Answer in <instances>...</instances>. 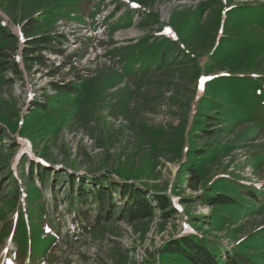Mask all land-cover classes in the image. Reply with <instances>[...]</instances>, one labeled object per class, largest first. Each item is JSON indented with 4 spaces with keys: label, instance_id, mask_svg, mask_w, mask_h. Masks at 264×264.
I'll list each match as a JSON object with an SVG mask.
<instances>
[{
    "label": "rangeland",
    "instance_id": "1",
    "mask_svg": "<svg viewBox=\"0 0 264 264\" xmlns=\"http://www.w3.org/2000/svg\"><path fill=\"white\" fill-rule=\"evenodd\" d=\"M44 35L50 50L25 53ZM2 63L0 264L52 228L40 208L58 224L44 264H188L163 253L194 234L264 264V0H0ZM71 177L176 213L120 221L115 195L112 218L76 235ZM208 191L236 205H205Z\"/></svg>",
    "mask_w": 264,
    "mask_h": 264
},
{
    "label": "trees",
    "instance_id": "2",
    "mask_svg": "<svg viewBox=\"0 0 264 264\" xmlns=\"http://www.w3.org/2000/svg\"><path fill=\"white\" fill-rule=\"evenodd\" d=\"M26 41L29 45V48H26L28 49L26 50L27 52H25L27 54L28 52L39 53L40 50L42 51L45 49L50 50L53 45V40L47 35L32 37ZM31 58L35 59H32L30 64L28 62L29 69H31V65L33 64H40L38 57ZM5 64L6 63L0 64V69L4 68V70H6L7 68L3 66ZM52 174L53 173L49 170L42 171L38 173V178L41 179L45 185L48 176ZM31 175L32 172L29 182H31V185H34ZM80 179L81 183H79ZM71 180L73 186L76 184L79 185L75 194L76 196H71V213L75 217L73 223L77 229L76 235L79 233L82 235L86 234L92 228L93 223L107 222L112 218V212L116 207L114 206L117 199L115 195H119L120 203H123L121 212L117 216V219L120 221L126 220L128 222H136V220L149 219L154 215V211L157 209L160 210L163 218L176 213V211L172 209V206H170L168 197L155 195L150 198L146 192L130 183L119 184L116 182H107L106 185H104L107 179L102 177L92 178L90 183L85 182L87 180L83 178L73 179V177H71ZM36 189L35 187V192L29 195V203L31 201L35 202V200L39 201L40 199V194L38 189ZM15 196L17 197V195ZM202 203L212 206L236 205L232 197L224 193L213 194L212 191H208L207 194L202 197ZM92 206H95L97 209H92ZM40 210V212L35 213L36 216L33 223L36 224L38 220L45 219L49 226L50 223L53 225L52 228H49L50 230L45 236L40 237L45 241L38 244L41 248L43 246L45 249H48L50 244L56 239L54 230L57 229L58 224L51 218L52 214L43 215V208H40ZM93 213L95 215L93 219H91ZM43 226H45V224H43ZM23 228L24 227H21L20 229L25 233L27 230ZM164 249V256H175L188 264H254L253 261L245 255L246 253L243 250L240 251L237 249L232 255L222 256L219 249L215 248L211 243L210 237H200L195 234L194 236H181L179 239L167 243Z\"/></svg>",
    "mask_w": 264,
    "mask_h": 264
},
{
    "label": "bare ground",
    "instance_id": "3",
    "mask_svg": "<svg viewBox=\"0 0 264 264\" xmlns=\"http://www.w3.org/2000/svg\"><path fill=\"white\" fill-rule=\"evenodd\" d=\"M136 34V33H135ZM117 36V35H116Z\"/></svg>",
    "mask_w": 264,
    "mask_h": 264
}]
</instances>
